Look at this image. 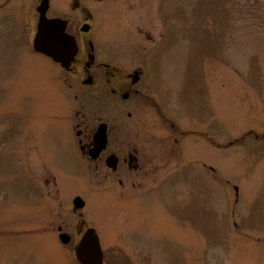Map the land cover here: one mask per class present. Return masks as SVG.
<instances>
[{"label":"rangeland","instance_id":"obj_1","mask_svg":"<svg viewBox=\"0 0 264 264\" xmlns=\"http://www.w3.org/2000/svg\"><path fill=\"white\" fill-rule=\"evenodd\" d=\"M40 3L0 0V264H81L82 220L97 227L104 264H264V0H80L123 65L150 62L161 92L157 107L129 118L122 105L119 119L122 141L173 152L167 161L153 145L152 202L135 222L127 208L72 214L53 204V62L32 50ZM80 8L65 12L83 21ZM80 103L72 117L104 116L101 102ZM81 165L70 166L65 194H84ZM59 214L68 244L53 238Z\"/></svg>","mask_w":264,"mask_h":264},{"label":"flooded vegetation","instance_id":"obj_2","mask_svg":"<svg viewBox=\"0 0 264 264\" xmlns=\"http://www.w3.org/2000/svg\"><path fill=\"white\" fill-rule=\"evenodd\" d=\"M79 3L80 0H70L69 4H65L64 10L58 12L53 0V16H49L65 20V31L76 38L78 52L70 64H63L54 57L52 59L37 51L34 43L32 47L33 52L53 62V204L59 207V210L62 209L61 204H71V209L66 212L72 214L90 211L94 206L106 214L111 212L109 210L112 208L117 211L127 208L126 214L135 222L143 216H148L149 204L152 202L151 190L154 187L153 145L159 143L122 141L119 119L122 105L131 108L126 112L129 118H132L135 110L145 105L154 104L157 107V96L153 94L161 95L160 88L148 81L150 62L147 59H141L139 64L134 62L135 65H132L131 62L129 65H123L120 46L106 44L101 39V35L95 30L93 12L84 5L80 8ZM74 4L81 9L83 21L77 22L65 12L73 10ZM102 5L106 6L103 3ZM130 5L133 6V3ZM85 24L90 26L88 30H83ZM140 32L145 34L143 29ZM78 73L82 76V81H74V76ZM74 98L81 101L82 109L86 108L84 98L101 102L99 106L104 116L92 120L86 117L82 110H78L75 118L72 117ZM100 124H105L107 141L96 154L94 148L101 145L95 141ZM171 127L174 128V123ZM187 132L196 135L193 130ZM178 134L181 132L174 131L172 135L180 147ZM209 142L212 143L211 138ZM159 145L164 150L163 156L170 161L172 150L164 144ZM76 160L82 163V173L76 176L81 179L84 194L73 192L67 195L63 192L66 190L65 181L69 176L75 175L70 166ZM57 168L62 173H57ZM61 218L60 214L53 218L57 223V233L53 238H58L63 243L62 236L68 235L69 241L63 243L68 244L73 240V236L68 231V223ZM140 222L142 223V220ZM86 223L87 221L82 220L76 226L75 235L80 237L77 245L89 228L96 229L98 233L97 227L88 226ZM141 257L148 261L153 255L145 253Z\"/></svg>","mask_w":264,"mask_h":264},{"label":"water","instance_id":"obj_3","mask_svg":"<svg viewBox=\"0 0 264 264\" xmlns=\"http://www.w3.org/2000/svg\"><path fill=\"white\" fill-rule=\"evenodd\" d=\"M48 9L49 0H41L38 6L40 14L34 37V47L52 59L54 57L57 61L68 65L78 52L76 38L65 31V20L47 16ZM89 27L88 24H85L83 30H88ZM95 141L97 144L101 143L94 148L97 154L107 141L105 124L99 125ZM69 238L68 235H63V243H67ZM76 256L81 264H104V253L96 229L89 228L86 231L76 247Z\"/></svg>","mask_w":264,"mask_h":264}]
</instances>
